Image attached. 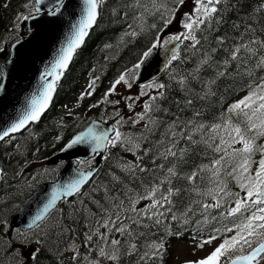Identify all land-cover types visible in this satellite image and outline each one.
I'll return each instance as SVG.
<instances>
[{
    "label": "trees",
    "instance_id": "16d2710c",
    "mask_svg": "<svg viewBox=\"0 0 264 264\" xmlns=\"http://www.w3.org/2000/svg\"><path fill=\"white\" fill-rule=\"evenodd\" d=\"M32 3L33 0H0V49L16 37L17 18L26 15L27 7ZM157 3L167 4L170 17L173 16V11L178 5L176 0H157ZM261 3H264V0H227V4L221 6L224 9L220 13L221 22L214 24L212 30L197 33L198 37H201L202 47L204 49L215 47L217 36L236 37L239 31L249 24L257 29V34H260L259 30L264 26L262 21L264 12L258 13L254 10ZM163 12L164 9L160 12L155 11L152 0H140V6H136V0H105L99 9L94 29L63 75L54 103L48 112L39 122L16 136L15 152L11 149L3 152L2 146L0 147V166L3 171L1 187L7 188L13 182L12 174L19 159L27 157V154L35 159L37 157L43 159L57 150L62 140L74 132L77 121L67 122L63 119L62 124H57L59 119L63 118L64 110L58 108L55 103L67 92L76 90L75 85L81 75L96 80L93 94L84 96L78 109L73 112L82 116L83 109L89 104H97L121 74L134 70V65L140 61L143 53L152 46L157 35L166 25L161 19ZM234 24L240 25V29H235ZM132 31L137 35L128 34ZM203 36H207V41L203 40ZM228 43L231 44L232 40L229 39ZM188 44L189 41L183 44L179 59L173 61L153 82L157 85H165L162 90L164 97L158 98L155 102L159 110L149 113L157 123L149 125L150 131L146 130L148 119L145 118V123L142 125L129 126L126 131L121 129L125 136L132 138V143H118L115 147H111L93 180L76 198L60 204L57 214L52 218L55 226L45 228L44 234L38 237V250L33 261L28 264H90L93 260H99L101 264L103 258L99 257L98 248L102 247L100 243L103 245L105 242L98 236L88 241L86 236L93 235L94 225L98 226V223L103 221L99 216L106 215L108 218L111 215L115 219L117 211H120L124 223L130 225L133 236L122 235L115 230L108 233L109 241L111 239L121 241L119 260L115 264H137L140 255L146 250V245L161 242L164 245L162 255L150 260L148 264H166L170 255L168 248L171 238L176 234L181 231H191L212 235L214 229L220 227L216 221L204 223L198 211L195 214L190 213L185 222L182 213L191 201L201 199L191 191H184L179 197L174 198L172 211L180 217L178 220H172L171 214H168L160 224L145 218L144 224L147 226L138 227L132 225L130 220L124 219L125 216L135 215L123 211L129 207V198L134 200L138 195L143 194L149 186L165 176L166 169L175 163L171 157L165 160L161 156V153L169 147L166 132L173 121L179 125L174 129L178 133L182 129L188 131V127L185 126L189 120L210 125L227 109L234 94L240 89H246L248 77L237 75L235 69H230L232 75L218 79L212 86L214 95L200 99L203 95L204 82L215 76V69L207 66L201 69L199 80L189 78L187 87L191 91L182 89L172 77L188 76L189 73L194 72L201 55V53L193 54V51L188 49ZM223 55L222 52L218 53L216 60L222 59ZM257 72L264 75L259 70ZM157 94L158 92L155 95ZM189 99L192 100L191 105L186 103ZM196 112H200V116L197 117ZM194 138L200 140L201 136L197 133ZM178 148H187L188 152L183 161L177 164L181 178L174 179L173 184L182 189H190L191 186L183 176L200 165L210 164L215 154L203 143L190 145L185 140H180ZM127 152H131L132 157H128ZM160 165L164 167L161 168ZM129 167H133L134 171L130 172ZM139 168L146 171H140ZM198 184L202 190H206L209 186L206 181ZM230 187L234 191L238 190L234 184L230 183ZM14 201L20 200H8L3 204V208L0 206V217L12 210ZM116 205H122L121 209H117ZM130 241L135 242L138 248V251L132 255L128 254ZM62 246L63 248L67 246L70 254H63ZM73 247L79 253L75 260L72 259ZM85 257L88 259L86 260Z\"/></svg>",
    "mask_w": 264,
    "mask_h": 264
},
{
    "label": "snow or ice",
    "instance_id": "6c2138e0",
    "mask_svg": "<svg viewBox=\"0 0 264 264\" xmlns=\"http://www.w3.org/2000/svg\"><path fill=\"white\" fill-rule=\"evenodd\" d=\"M35 11L40 12V5L44 0H33ZM105 0H82V8L79 19L72 25V30L68 34L65 43L58 50L55 58L50 66L46 67L40 76V83L37 90L28 98L26 107L22 110L18 119L0 131V140H4L10 133H15L25 127L27 123L39 120L43 111L48 107L52 99V93L56 90L57 82L67 69L73 54L84 43L85 37L89 30L96 24L99 16V9L103 6ZM177 3H182L183 0H176ZM227 4V0H195L194 14L186 17L183 24L185 32L174 35L168 40L160 44L159 38L152 44L148 51L143 53L145 58L149 57L152 50L166 45H173L165 48L166 66H170L173 61L179 59V45L184 41H189L188 49L193 51V54L201 53L199 63L194 72L188 76H173L182 89H188L189 78L199 80V73L202 68L209 67L215 69V76L204 82L203 95L200 99H206L208 96L214 95L212 86L222 77L232 75L230 69H235V73L241 76H247L248 82L245 87L247 94L238 101L230 104L227 109L220 114L216 122L205 124L203 122L194 123L189 120L185 127L178 133L174 129L179 127L176 121L166 132L168 136L169 147L161 156L167 160L171 157L175 163L166 169V175L158 179V182L149 186L143 194L138 195L134 200L130 197V204L125 212L134 213V216H125L124 219L130 220L132 225L138 227L147 225L144 224V219L153 221L155 224H160L171 214L172 220H178L173 213L174 198L179 197L184 191H191L201 199L191 201L182 217L186 218L197 211L203 217L204 223L216 221L220 227L214 229V234L210 235L206 240H203L198 247L203 249L205 245H211L213 241L220 239V243L206 256L196 260L188 261L186 264H264V143H259L264 139V26L259 30L251 24L246 25L242 31H239L238 36L228 37L227 35L217 36L215 39V47L204 49L201 45V37L197 33H203L207 30H212L214 24H219L222 20L220 13L224 10L222 5ZM153 8L156 12L164 9L161 19L165 24L171 22V17L168 15L170 10L166 3H157V0H152ZM63 0H57V6L51 15H56L63 7ZM136 6H140V0H136ZM148 10L147 8L145 9ZM255 12H264V3H261ZM143 15V14H141ZM30 16H24L22 19L27 20ZM264 21V17H262ZM131 28V26H129ZM155 27V25H153ZM233 27L237 30L240 25L234 24ZM132 36L137 35L135 31L128 33ZM207 41V36L202 37ZM229 39L232 43L229 44ZM15 47V46H14ZM3 51V49H0ZM223 53V58L216 60L218 53ZM11 61H9L10 63ZM144 63L141 60L134 65V69H139ZM133 70H128L127 73L121 74L111 85L109 91L105 93L102 101L93 104L91 107H98L100 103L119 104V101H110L108 96L115 92L116 86L123 83L128 88L132 87V83L126 76L131 75ZM51 77V79H49ZM4 71L0 67V90H3ZM98 79V78H97ZM96 80H92L89 88L95 91ZM155 87L158 89V94L149 97V101L144 104V111L136 115L133 124L139 123L145 118L148 123L145 125L146 130H151L149 125H155L157 122L153 120L149 113L159 110L156 101L158 98L164 97V84L146 85L145 88ZM88 92L87 95H91ZM141 96L147 95V92L142 89ZM84 99V94L80 100ZM126 99L131 100V97ZM139 99V97H137ZM191 105L192 100L186 102ZM129 109L132 104H128ZM119 116V112L114 114ZM195 115L200 116V112ZM123 124V118L116 120L107 130H97L96 127H89L75 135L62 151L73 148L77 145H88L93 153L99 154L102 151H107L109 146L115 147L118 143H132V138L125 136L120 131ZM111 133V135H110ZM199 133L200 140L195 139V135ZM180 140H185L188 144L203 143L206 148L211 149L215 154L210 164L200 165L189 174H185V179L191 186L190 189H182L174 186L173 180L181 178L177 171V164L183 161L186 156L187 148H178ZM139 145L137 144L136 147ZM257 157H259L257 159ZM106 158V157H105ZM80 163H86L81 161ZM138 167V166H136ZM159 167L163 168V165ZM130 172L134 171L133 167H129ZM140 171H146L139 168ZM2 175V170H0ZM93 176L91 171H81L77 178L63 185H58L27 225L28 229L39 228L41 223L46 219L47 214L55 208L58 199L69 197L80 193L81 187L88 182ZM206 181L209 185L206 190L199 187L198 182ZM230 183L238 189L234 191L230 187ZM142 200H148L150 203L143 209H137L136 204ZM117 209H121L122 205H116ZM105 229V232H100L99 229L93 235L104 241L108 248L99 247L98 255L104 259L117 262L119 260V239L108 240V233L113 230L116 232L132 237L133 232L130 225L125 224L121 219L120 211H117L115 219L110 215L99 226ZM20 232V230H17ZM23 235V233H20ZM93 235H87L86 239L91 241ZM143 235V233H141ZM163 243H151L146 245V250L140 255L137 264H148L150 260L161 256L163 252ZM74 253L72 259L75 260L79 255L78 250L73 247ZM138 251L135 242H129L128 254L132 255ZM87 260L88 258L85 257ZM90 264H100L99 260L90 261Z\"/></svg>",
    "mask_w": 264,
    "mask_h": 264
},
{
    "label": "water",
    "instance_id": "95a60500",
    "mask_svg": "<svg viewBox=\"0 0 264 264\" xmlns=\"http://www.w3.org/2000/svg\"><path fill=\"white\" fill-rule=\"evenodd\" d=\"M56 5L57 0H44L43 4L39 6L41 8L40 14L28 19L27 27L31 31L30 34L12 45L10 58L2 67L4 71L2 81L4 88L0 90V131L10 127L11 123L18 119L22 110L26 107L28 98L39 87L41 74L46 67L50 66L58 50L65 43L68 34L71 32L72 25L79 19L82 0H64V6L61 11L56 15H51L49 11ZM174 28L175 26H172L164 34L174 32ZM175 44L179 45L178 42H175ZM171 46L173 45L160 47L153 50L149 57H144V63L139 68L135 78V85L151 80L162 72L167 62L165 48ZM9 61L11 62L9 63ZM89 127H96L97 130L109 129L106 125L93 122L83 131ZM92 154L90 146L77 145L66 151L61 150L50 157L47 163L53 164L57 160L74 157L86 158ZM98 159L99 157L96 159L97 165L91 167L88 171L93 172L96 170ZM80 172L74 169L73 162H67L59 170L56 181L44 183L37 187L21 209L10 217V224L21 229H27L31 218L40 211L52 191L58 185H63L77 178ZM62 198L63 196L60 199Z\"/></svg>",
    "mask_w": 264,
    "mask_h": 264
},
{
    "label": "rangeland",
    "instance_id": "374dc122",
    "mask_svg": "<svg viewBox=\"0 0 264 264\" xmlns=\"http://www.w3.org/2000/svg\"><path fill=\"white\" fill-rule=\"evenodd\" d=\"M195 0H187L184 5L179 10L178 14L182 15V23L179 28V33H183L186 30L183 27V24L186 21V17L189 15L194 14L195 10ZM84 84V81L83 83ZM144 89L147 92V95L141 96V90ZM154 94L153 90L151 88H128L125 84L121 83L116 86V90L114 93H112L113 96L119 95L122 96L124 94L126 95H132L134 98L139 99L136 100L138 102L139 107L144 104V102L150 97L151 94ZM67 102L64 103L66 105ZM90 113H93L92 111ZM91 117V114L88 115V118ZM39 175L37 174H29L28 179L30 178H38ZM36 234H30L26 236V239H32L35 237ZM181 239H176V242L174 243L172 250H171V261L170 264H186L188 261L196 260L201 257L206 256L212 249V246L216 243H212L211 245H205L203 249L199 248L198 245H191L189 243L180 242ZM25 250V249H24ZM30 253V252H29Z\"/></svg>",
    "mask_w": 264,
    "mask_h": 264
},
{
    "label": "bare ground",
    "instance_id": "6f19581e",
    "mask_svg": "<svg viewBox=\"0 0 264 264\" xmlns=\"http://www.w3.org/2000/svg\"><path fill=\"white\" fill-rule=\"evenodd\" d=\"M92 173H93V176H92V177H94V176H95V174H96L97 172L93 171Z\"/></svg>",
    "mask_w": 264,
    "mask_h": 264
}]
</instances>
